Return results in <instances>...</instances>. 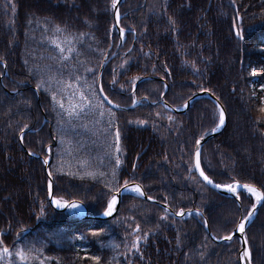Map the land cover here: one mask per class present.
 Masks as SVG:
<instances>
[{
	"label": "trees",
	"instance_id": "16d2710c",
	"mask_svg": "<svg viewBox=\"0 0 264 264\" xmlns=\"http://www.w3.org/2000/svg\"><path fill=\"white\" fill-rule=\"evenodd\" d=\"M7 3L16 4L15 13L5 7ZM109 3L110 0H0V233L9 246L19 233L16 243L42 248L44 256L53 258L48 264H93L80 259L85 252L101 256L102 264H235L237 238L221 243L211 239L212 235L229 234L219 229L237 215L233 199L208 187L198 190L181 162L180 148L194 134H209L213 118L218 122V110L211 100L200 98L185 113L176 114L159 101L163 97L170 108L179 109L198 92L219 98L227 122L223 131L203 146L202 167L216 182L251 184L264 192L260 187L264 184V0H236L235 5L231 0H123L119 5V26H128L122 41L124 48L111 49L108 44L118 36L107 8ZM237 9L243 17L242 39L232 28ZM45 17L66 30L54 32ZM169 17L175 20V31ZM85 19L91 24L85 25ZM56 44L74 49L66 53L72 57L68 67L48 59L58 54ZM97 47L117 53L107 60L102 72L105 94L123 108L131 106L132 99L140 102L130 110H114L122 129L119 153L114 135L105 139L103 122L89 123L91 117L69 121L67 115L76 109L79 95L85 91L83 80L76 81L70 73L79 68L75 75L91 80L80 65H96L99 55L93 50ZM128 48L133 49L131 67L126 64L121 69L119 65L128 59L124 55ZM162 64H167L170 76L160 70ZM152 65H156V72ZM38 69L44 70L45 87L64 104L63 122L58 105L51 103L50 93L36 88L41 79ZM113 69L118 81L115 87L109 83ZM253 69L255 76L250 74ZM133 76L142 77L136 82L135 97L120 90L121 84L130 86ZM154 100L157 103H152ZM169 116L173 119L169 120ZM138 120L144 123H136ZM25 123L29 128L21 137L18 125ZM62 137L64 144H60ZM38 141L51 145L47 173L53 172L54 194L81 200L89 218L50 205L43 217L38 218L32 211L41 201L48 204L45 157ZM117 157L121 160L117 171L125 179L133 174L131 164H137L134 182L141 183L159 203L128 194L121 197L113 217L93 219L103 214L98 202L103 200V179L82 178L81 174L110 173ZM91 196L97 199H89ZM165 196L170 210L185 209L183 218L160 220ZM243 203L247 206L249 201L245 199ZM189 208L193 209L190 215ZM196 208L203 216L196 215ZM130 224L131 228L139 224L142 231L155 229L147 241H140V251L135 255L125 247L130 241ZM101 228L105 231L98 237L75 239ZM177 235L180 245L176 244ZM205 236L209 237L207 241ZM246 236L252 242L253 264H264V205L247 226ZM13 259L14 264H21Z\"/></svg>",
	"mask_w": 264,
	"mask_h": 264
},
{
	"label": "snow or ice",
	"instance_id": "6c2138e0",
	"mask_svg": "<svg viewBox=\"0 0 264 264\" xmlns=\"http://www.w3.org/2000/svg\"><path fill=\"white\" fill-rule=\"evenodd\" d=\"M119 3L120 0H110V3L107 5V8L111 10L112 16L114 21L116 22V25H119L121 23V14L119 9ZM231 3L233 5L236 4V0H231ZM6 8H9L13 13L16 12V4L14 3H7L5 5ZM169 24L172 26V30L175 31V20L172 19V17H169ZM46 24H52L53 31L56 33H60L66 30V28H62L60 24L53 23L48 17L44 18ZM243 17L240 15L239 10L237 9L235 18L232 21V28L235 31V35L238 38H243L240 26L242 25ZM29 23H31V20H29ZM85 25H90L91 21L85 19L83 21ZM128 28L127 25L123 27H119V36L112 41V43L108 44V49H111L113 46L117 48H124V43L122 41L125 39V32ZM48 28H45V31H47ZM132 31H135V29H132ZM87 34L80 33V36H85ZM109 35L108 30L106 29L105 32V38L107 40V37ZM94 39V37H93ZM56 49L58 50V54H53L48 57L49 60H51L54 63L62 64L63 67H68V61L72 59V57L66 53H72L74 51L73 48L69 47L68 49H65L61 47L59 44H56ZM98 55L99 60L97 61L96 65L94 66H87L86 64H81L80 67L83 68V72L91 76V80H88L85 77H82L80 75H75V72L79 71V68H74L73 71L70 73V75H74V78L76 81L83 80V86L85 91L81 92L79 95V103L74 111H68L67 115L69 117V121L75 119V120H85L91 117L89 120V123H94L96 125L101 124L103 122V135L105 139L107 140L108 136L114 135V146L117 153L121 151L120 148V141L122 136V129L119 126L118 123V117L116 115V112L114 109H120L121 111L124 110V108L119 103H114L112 99L109 98V95L105 94V86L103 84V73L99 72V69H102L104 67L105 62L109 58H115L117 53L105 51L103 49H100L97 47L94 49ZM133 49L128 48L126 52L124 53L125 56L128 57L127 60H124L123 63L119 65L121 69H125V65L128 64L129 68L130 60H131V53ZM143 51V49H141ZM0 62H3V58L0 57ZM27 64V61H25ZM6 66V63H5ZM48 67L47 65L45 66ZM195 67V65H193ZM153 72L157 71L156 65H152ZM165 76H170L171 73L168 71L167 64H162L161 69ZM43 69H38V74H41V79L37 81L36 88L39 90L41 88H44L46 92H49L51 95V103L53 105H58L59 109L61 110L58 112V115L61 116V122H63V116L65 114V108L64 104L57 99V94L55 92H52L49 87H45L46 81L43 78ZM251 75L255 76L256 71L255 69L252 70L250 73ZM52 77H49V80H51ZM142 79L141 76H133L131 78L130 86L128 88H125L123 84L120 85V90L128 91L131 93L132 97H135V87L136 82ZM163 79V77H162ZM62 83V82H61ZM113 87H115L118 83L117 81V73L116 70L113 69L112 79L109 82ZM71 85H69L70 87ZM163 87H167V85H164ZM199 87V85H197ZM261 89L264 90V84L261 85ZM201 91H207V89L201 88ZM194 95V94H193ZM193 96H189L187 98V101L184 103L183 107L187 108L189 107L190 101L192 100ZM144 99H147V97H144ZM264 100V98H262ZM132 103L136 104L137 101L135 99H132ZM152 103H157V101H152ZM167 107V105H165ZM215 108L218 110V122L215 118L212 120L213 127L210 128L211 132H216L221 126L225 124L226 121V113L223 110V108L220 105L219 98L216 99L215 102ZM261 111H264V108H261ZM107 117L105 120L104 118ZM169 120H172L173 118L171 116L168 117ZM129 123H132V121H129ZM136 123L143 124V120H138ZM87 127V124L84 125ZM19 132L21 134V137L26 134V130L29 128V125L27 123L23 125H18ZM204 135L197 136L194 134L190 140L185 143L183 147L180 148L181 152V162L185 166V170L188 173V179L191 180L193 183H195L198 186V190H203L207 186L211 185L214 188L220 189L225 188L229 193L233 194V201L235 206V211L237 215L233 219L227 220L223 225L220 226L219 231H224L229 234L226 235H212L211 239H221L224 241H231L233 240V233L238 232L243 238V245L237 250V260L235 261V264H253V258H252V242L249 241V239L246 236V223L249 221L256 213V210L258 206L264 205V192L260 191L258 188L254 187L251 184H243L242 188L245 190V193L248 195H245L244 193L238 192V182H232V183H220L216 182L212 175L206 174L205 168L202 167V164H204V157H203V146L202 141L204 140ZM63 137L60 140V144H64ZM38 143L41 144V151L44 153V159H43V165L49 164L48 152L50 151L51 145H44L43 141H38ZM30 155H35L34 152H30ZM165 160H168L169 157L167 155L164 156ZM81 163H86V161H82ZM121 165V160L119 157L115 159V165L110 173L106 172H99V171H84L81 175L82 178L84 176L92 177L93 179H96L97 177H100L103 179V191L102 196L103 200L98 201L101 203V207L103 209V215L106 217L112 216L114 211L117 209V206L120 202V194L121 192H130L135 194L137 197L144 198L146 201H155L159 203L158 200H156L152 195L148 194V191L144 189L143 185L141 183H135V169L137 168L136 163L131 164V168L133 170V174L128 176V178H123V176L117 171L119 166ZM209 172H211V169H208ZM194 173H198L197 175H194ZM48 181H47V189H48V197L50 198L48 204L46 205L45 201H41L38 208H34L32 211H34L37 215V217H43L46 215V208L51 205L55 206L57 209H64L67 208L73 215L79 214V211L81 209V203L82 201L79 199H65L64 196H60L57 194H54L53 190V172L49 171L47 173ZM122 181V182H121ZM261 188H264V184L260 185ZM255 198L254 202H252V198ZM89 199H97L96 196H91ZM164 202L163 207V213L164 215L160 217L161 221L168 220L170 217H180L183 218V216L186 214V211L183 207H181L179 210H175L171 208V205L168 203V197H162ZM247 199L249 201L248 205L245 206L243 201ZM193 209L189 208L187 209V214H191ZM196 215L203 216V212L200 210V208L195 209ZM132 223H135V221H132ZM204 225L208 226V220H203ZM130 231H129V237L130 241L128 244L125 245L126 248H130L133 250V255L138 253L140 251L139 249V243L141 240L147 241L149 238V233L155 231V229H149L148 231H142L139 224H136L135 228H131L130 224ZM159 227V224L156 226ZM22 231V229H21ZM105 229L101 228L99 231H91L89 233H82L80 235L75 236V239L77 240H83L87 239L88 236L92 237H98L100 236ZM19 235V233L16 234V236H13L11 246H9L6 243V238L3 237V234L0 233V261H3L4 264H14V259H18L21 264H48V261L50 257H46L43 254L42 248H36L34 245L32 246H26L21 247L16 243V238ZM208 236H205V241L208 240ZM181 239L180 236H176V244L180 245ZM114 247H119V245H114ZM203 247H206L204 245ZM201 257L204 258V253L201 252ZM142 258V257H141ZM82 260H89L92 261L93 264H102V257L99 255H89L87 252L84 253L83 257H80ZM58 264V262H57ZM104 264H109V262H104Z\"/></svg>",
	"mask_w": 264,
	"mask_h": 264
},
{
	"label": "water",
	"instance_id": "95a60500",
	"mask_svg": "<svg viewBox=\"0 0 264 264\" xmlns=\"http://www.w3.org/2000/svg\"><path fill=\"white\" fill-rule=\"evenodd\" d=\"M123 0H120V3L122 2ZM120 3H119V5H120ZM115 22V21H114ZM119 25H116V22H115V25H114V28H115V31H116V33H117V36H119ZM111 59V58H110ZM109 59V60H110ZM108 60V61H109ZM108 61H106L105 62V64H104V67L102 68V69H100L99 70V72H103V70H104V68H105V66L107 65V63H108ZM200 98H206V99H209V100H211L214 104H215V102H216V99L210 94V93H208V92H198V93H196L195 95H193V98H192V100L190 101V104H189V107H190V105H191V103L194 101V100H197V99H200ZM159 103L164 107V108H166L167 110H169L170 112H172V113H176V114H183V113H185L186 112V110L189 108V107H187V108H185V107H182V108H180V109H173V108H170L166 103H165V101H164V99H163V97H161V99H160V101H159ZM140 104V102H137L136 104H132L131 106H129V107H126V108H124V110L123 111H126V110H130V109H132L133 107H135V106H137V105H139ZM165 105H167V107H165ZM222 107V106H221ZM223 108V107H222ZM114 110H119V111H121L120 109H114ZM224 110V109H223ZM226 122H227V117H226V121H225V124L223 125V126H221L216 132H210L209 134H207L206 136H205V138H204V140L202 141V146H204L208 141H210L211 139H213V138H215L216 136H218L222 131H223V129L225 128V125H226ZM44 168H45V170H46V173H47V170H48V165H44ZM197 176H198V173H195ZM240 187H238V192H242V193H244V194H247V193H245V190L242 188V185L243 184H238ZM210 190H212L213 192H215V193H217V194H219V195H221V196H224V197H228V198H232L233 199V194L232 193H229L228 191H227V189H225V188H220V189H217V188H214V187H212L211 185H209V186H207ZM128 194H131L130 192H121V194H120V198L122 197V196H124V195H128ZM248 195V194H247ZM49 200H50V198L48 197V202H49ZM121 200V199H120ZM120 203V202H119ZM119 205V204H118ZM51 206V205H50ZM162 208L164 207V205H160ZM51 207H53L54 209H56V210H59V211H68V209L67 208H64V209H57V208H55V206H51ZM259 207L260 206H258V208H257V210H256V213H257V211H258V209H259ZM81 208L83 209V218H89V216L87 215V213H86V209H85V207L81 204ZM117 208H118V206H117ZM117 210V209H116ZM116 210L114 211V213H113V215L112 216H109V217H106V216H104L103 214L101 215V216H98V217H94L93 219H96V220H103V219H109V218H111V217H113L114 215H115V212H116ZM256 213H255V215H256ZM255 215L249 220V221H247V223H246V228H247V226L252 222V220L254 219V217H255ZM206 230H207V232H209V229H208V226L206 227ZM233 237H236L237 238V240H238V243H239V248L243 245V238H241V236H240V234L238 233V232H236V233H233ZM214 242H217V243H221V242H226V241H224V240H214Z\"/></svg>",
	"mask_w": 264,
	"mask_h": 264
},
{
	"label": "rangeland",
	"instance_id": "374dc122",
	"mask_svg": "<svg viewBox=\"0 0 264 264\" xmlns=\"http://www.w3.org/2000/svg\"><path fill=\"white\" fill-rule=\"evenodd\" d=\"M132 194H133V193H132ZM254 200H255V198L253 197V198H252V202H254ZM68 212H70V211L68 210ZM70 213H71V212H70ZM71 214H72V213H71ZM82 214H83V212H82V210H80V211H79V214H76V215H82Z\"/></svg>",
	"mask_w": 264,
	"mask_h": 264
},
{
	"label": "bare ground",
	"instance_id": "6f19581e",
	"mask_svg": "<svg viewBox=\"0 0 264 264\" xmlns=\"http://www.w3.org/2000/svg\"><path fill=\"white\" fill-rule=\"evenodd\" d=\"M80 210H82V208Z\"/></svg>",
	"mask_w": 264,
	"mask_h": 264
}]
</instances>
